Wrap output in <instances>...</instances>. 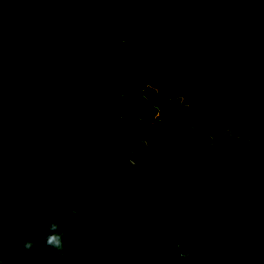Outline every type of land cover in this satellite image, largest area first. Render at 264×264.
<instances>
[{
    "label": "trees",
    "instance_id": "1",
    "mask_svg": "<svg viewBox=\"0 0 264 264\" xmlns=\"http://www.w3.org/2000/svg\"><path fill=\"white\" fill-rule=\"evenodd\" d=\"M182 7L210 12L207 70L264 119V0H0V26L58 65ZM201 25L183 14L38 73L0 34L3 264H264V127L202 77Z\"/></svg>",
    "mask_w": 264,
    "mask_h": 264
},
{
    "label": "water",
    "instance_id": "2",
    "mask_svg": "<svg viewBox=\"0 0 264 264\" xmlns=\"http://www.w3.org/2000/svg\"><path fill=\"white\" fill-rule=\"evenodd\" d=\"M193 14L201 18L202 20V25H201V32L203 36L210 41L212 45V49L210 52L206 55L204 58L201 68H200V73L203 78H205L207 81L212 83L213 85L217 86L219 89L224 91L229 97H231L235 107L239 109L246 117H248L250 120H252L255 124L260 125L264 127V119H262L257 113L252 112L251 110L247 109L245 106L242 105L241 101L239 100V97L231 90L229 89L226 84L224 83L223 79L219 76H215L211 74L208 70L207 67L214 57L216 53V48H217V39L215 36H213L209 32V18H210V12L206 11L202 8L199 7H182L179 8L167 21L165 22H158L154 24H142V25H128L119 29H115L113 32H111L109 35H107L102 42L98 45V47L90 54L88 55H81L78 56L70 61L60 63L58 65H48V66H39L33 64L25 55L24 48L22 44L20 43L19 39L12 35L10 32L5 30L0 26V34H2L4 37L9 39L18 49L20 57L22 59L23 65L26 69H28L30 72L38 73V72H48V71H54V70H59L62 68H68L72 66L75 63L81 62L83 60H90L93 59L102 49H104L111 41L112 39L121 33H126V32H140L144 30H156L160 28H165L168 26H171L174 21L181 15L183 14ZM122 43H125L123 41ZM181 252V249H179ZM182 257L193 260V257L182 254Z\"/></svg>",
    "mask_w": 264,
    "mask_h": 264
},
{
    "label": "clouds",
    "instance_id": "3",
    "mask_svg": "<svg viewBox=\"0 0 264 264\" xmlns=\"http://www.w3.org/2000/svg\"><path fill=\"white\" fill-rule=\"evenodd\" d=\"M59 224L56 222L48 225L47 235L44 237V244L46 247L54 249L56 255L52 257V259H56L57 256L63 254L64 251V237L66 233L59 231ZM39 242V240L28 239L21 243V247L25 251H31L35 245ZM0 264H3L2 254H0Z\"/></svg>",
    "mask_w": 264,
    "mask_h": 264
}]
</instances>
